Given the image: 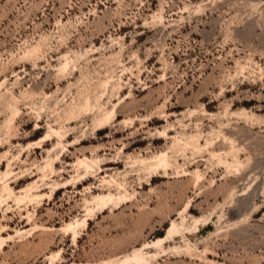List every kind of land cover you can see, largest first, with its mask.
Wrapping results in <instances>:
<instances>
[{"label": "rangeland", "instance_id": "374dc122", "mask_svg": "<svg viewBox=\"0 0 264 264\" xmlns=\"http://www.w3.org/2000/svg\"><path fill=\"white\" fill-rule=\"evenodd\" d=\"M127 263L264 264V0H0V264Z\"/></svg>", "mask_w": 264, "mask_h": 264}, {"label": "bare ground", "instance_id": "6f19581e", "mask_svg": "<svg viewBox=\"0 0 264 264\" xmlns=\"http://www.w3.org/2000/svg\"><path fill=\"white\" fill-rule=\"evenodd\" d=\"M163 240H164V238H163V239H160V241H163ZM160 241H159V242H160ZM127 264H128V263H127Z\"/></svg>", "mask_w": 264, "mask_h": 264}]
</instances>
